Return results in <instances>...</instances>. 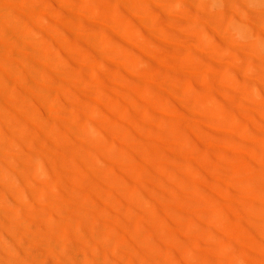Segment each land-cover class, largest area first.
Here are the masks:
<instances>
[{"label":"rangeland","instance_id":"obj_1","mask_svg":"<svg viewBox=\"0 0 264 264\" xmlns=\"http://www.w3.org/2000/svg\"><path fill=\"white\" fill-rule=\"evenodd\" d=\"M221 1L215 6L217 0H211L212 7L203 0H0V7L18 14L21 22L18 40L0 28L6 57L17 67L28 58L42 73L37 77L41 88L34 91L41 104L26 100L27 105L56 138L65 140L67 127L88 148L86 167L67 161L66 174L52 168L49 173L64 183L62 192L75 191L88 209L97 264H138L117 215L136 222L134 232L156 264H174L173 258L191 264L186 249L210 264H264V232L253 225L256 210L264 208V194L247 185L253 179L264 186V52L256 44L264 39V5ZM232 21L236 27L247 25L246 46L235 43ZM8 81L22 85L17 77ZM17 113L9 110L5 116ZM88 123L110 142L111 157L99 153L94 137L83 139ZM66 153L59 156L66 158ZM97 166L100 173L94 172ZM142 168L150 174L145 183L154 191L147 199L159 205L152 211L153 225L145 222L136 195L144 192V178L136 175ZM85 176L92 185L83 188ZM31 179L51 190L49 182L33 174ZM3 184L0 188H9ZM113 195L119 202L108 198ZM17 199V204H30L22 196ZM243 202L255 208L248 210ZM11 212L28 222L39 220L27 210ZM176 216L180 227L173 221ZM24 230L29 233V226ZM58 234L70 240L77 263L85 264V251L74 234L51 235ZM114 239L122 255L113 248ZM58 241L59 251L67 247ZM29 245L37 264H68L41 241ZM3 253L9 259L19 257L15 250Z\"/></svg>","mask_w":264,"mask_h":264},{"label":"bare ground","instance_id":"obj_2","mask_svg":"<svg viewBox=\"0 0 264 264\" xmlns=\"http://www.w3.org/2000/svg\"><path fill=\"white\" fill-rule=\"evenodd\" d=\"M203 1L205 3H211L210 6L213 7V5H215L214 3H216L215 6H217V3H219L221 0L219 2L217 0V2H214L213 4H212L213 1L211 2V0H203ZM251 3L252 5L260 4L259 7L261 5H264L263 0H255V4L253 3V1ZM241 12H244V10ZM241 12H240V15L243 14ZM244 14H247V13L244 12ZM244 16L246 15H243V16L241 15V17H244ZM244 18H247V17H244ZM234 21L230 23L232 26L236 22ZM236 23L238 24V22ZM20 24L21 22H20V17L18 14L13 13L9 15L7 14L6 11H4L0 7V28L3 32H8L9 36L12 39L18 40L19 38L22 37V33L18 28ZM231 25L230 27L233 28L232 31H234L235 35L237 36L235 43L238 45V47L246 46L243 40H246V38L244 37L250 34L248 31L247 25H245V23L242 26L240 23L241 27L240 26L232 27ZM226 36L228 35H225V37ZM228 38H230V36ZM252 38H255V37H252ZM3 41H0V181H2V184L4 182L6 185H8L9 188L7 189L0 188V264H37L35 259L32 257V254L30 252L31 249L29 245L31 242H34V241H41L47 247L48 246L51 247L53 249L54 255L55 254L60 255L63 259L66 260L68 264H78L77 263L78 253L74 250V247L71 246L70 240L65 235H61V234H58L56 236L51 235L53 233H59L60 231H67L71 235L74 234L76 241L82 246L83 250L85 251V255L87 257L85 264H97L95 259L98 258V255H97V252L95 251L96 250L95 247L92 245V241L94 240V237H96V235L94 234L93 229L91 228L86 218V216L88 217V214H89L88 209L84 206V204L79 202L78 195L75 194V191L66 190L62 192L63 188L65 187L64 183L61 181L59 182L54 181L51 178V174L49 173V169L52 168L53 171L56 173L66 174L65 164L67 163V161L74 162L75 164L77 163L80 164L79 168L82 169L87 162L85 161V159L88 156V150H87L88 148L85 145H81L78 139L72 136L73 134H71L69 128L67 127H65V132L67 133L66 139L61 140L59 139V136L58 138H56L53 134L54 132L48 127V124L43 119L35 116V113L32 111L34 110V107L32 108L31 106L27 105L26 100L30 102L34 101L35 103H38L39 96L37 95L39 94L36 95L34 91L41 88L40 87L41 85H39L38 83L37 77L39 74H42V73H39L36 66L31 61H29L28 58H25L19 64V67H17L14 63H12L6 57L7 54L5 53V47L3 45ZM27 41L29 40H26V42ZM229 41H230L229 43L232 42L231 40ZM233 43L234 42H232L231 44ZM256 44H257L258 49H262V51L260 50L258 51H260L261 55H263L262 52H264L263 51L264 50V39H258L256 41ZM13 50L16 53V50L15 49ZM27 53H30V52L27 51ZM18 59L19 58L15 60H18ZM46 62H44L45 65H47ZM48 64H51V63H48ZM91 73H93V71H91ZM8 77H17L22 82V85H21L22 87L17 84H11L8 81ZM67 79L68 78H66V80ZM20 81L18 83H20ZM257 95L258 94H256V96ZM42 99L48 100L49 102V99L46 98V95L45 96L42 95ZM51 99H54V98L51 97L50 100ZM48 102H46V104ZM38 104H41V103H38ZM41 106H44V104ZM42 108L44 109V107ZM57 108H59V106H57ZM56 109L53 108V110H56ZM194 109L195 108L193 107L192 110ZM9 110H18V113L14 114L13 115L14 117H8L7 115L5 116V114L8 113ZM130 110H135L133 105L130 106ZM166 116L170 117V115H166ZM56 117H60V116L57 115ZM23 118L26 119L28 122H30V124L25 123ZM62 119H64V116ZM113 128H115L114 124H113ZM93 129L94 128H93L92 123L85 124L82 129L83 139L91 140V138L94 137L93 140H94V143L97 145V148H98L97 150H99V153L102 156H105L107 158L111 157L113 154L114 148L110 146L111 145L110 142L106 139L105 135L100 130H98L99 129L98 127H95V130ZM77 131H74V132H77ZM49 140L54 141V143H52L53 146L51 150L48 149V145L50 142ZM139 145L143 149V150L141 149V151H144V145L143 144H139ZM61 151L67 152L66 158H62L59 156V153ZM26 158H29L30 160H32L33 163L30 164ZM198 165L200 164L198 163ZM88 166L90 167V165ZM88 169L90 170V168ZM94 172L100 173L101 172L100 167L98 166L95 167ZM32 174L35 175V177L38 178L39 180L42 179L44 181L49 182L52 186L51 190L48 191L44 189L41 185H37L36 183H34L31 179ZM136 175L137 176L140 175L141 178H144V181H143L144 192L137 191L136 193V195L138 196L141 202L140 204L141 208H139V210L143 211L142 214L145 217L144 218L145 222L153 225V223L156 222V219L153 216L154 213L152 211L158 210L159 205L157 202H153L151 200L148 201L147 199L148 194L149 195L154 194L153 189L148 184L145 183L146 180L148 181V179L150 178V174H148L146 169L144 170L142 168L139 170V173ZM82 183H83V186H82L83 188L84 186L89 187L92 185V182L88 176H85L83 178ZM247 185L249 186V188L254 189L258 192H262V194H264V186L260 187V185L258 184L256 180L251 179L247 183ZM74 186L75 185L73 184V187ZM188 191H192V190H188ZM192 192L195 193V191H192ZM114 194H117V192H114ZM51 195L54 197L53 200H50L48 198ZM21 196L23 199L29 201L30 204H22V203L17 204V201H18L17 198ZM34 198H35V201H34ZM108 198L113 199L116 202L118 201L114 195L113 197L108 196ZM242 204L248 210L249 208L250 209L255 208L253 203L243 202ZM64 207H67V208L69 207V209L71 210V213H67ZM9 208L16 209L17 213L19 212L24 213V211L26 210L30 211L32 216H35L39 220L37 223L36 222L32 223L31 221L30 222L26 221L24 218H22L19 215L16 216L17 218H14L12 215L11 209ZM143 208H145L146 210H143ZM256 213L258 216L255 217L254 219L255 222L253 223V225L257 226L261 231L264 232V208H262V210H259V209L256 210ZM115 217L118 220V222H120V228L123 229L124 232L126 233L125 239L131 244L133 248V252H134L133 258L135 262L138 264H146V259H148V264H156L155 260L151 258L150 249L147 246V244L141 241L139 236L134 232L133 226L136 222L131 219H124L120 215L119 216L117 215ZM173 219H174L173 221L176 222V225L178 227L182 226V222L178 216L173 217ZM25 226H29L30 228L29 233L25 232L24 230ZM101 227H102L101 228L102 230H106V227H107L106 223L101 221ZM164 228L168 230L170 229L168 224H166ZM164 228L161 227L160 229L164 230ZM102 236L105 237V239L108 242L110 241V237L106 236V233ZM55 237H56V241L54 239ZM18 238L20 239V241H16V242L12 241V239L16 240ZM58 240H63L67 247L59 251L58 242L60 241ZM116 240L118 239L112 240V245H114L113 248H115L117 252L121 254L122 247L120 246L119 241H116ZM252 242L256 246L259 245L254 240H252ZM5 249H8V250L11 249V251L12 250L17 251L19 253L18 255L19 257H17V259H9L3 253ZM186 252H187L186 254L189 255L191 258V262H190L191 264H210L209 261L202 260L198 256L194 255L190 249H186ZM172 263L182 264L180 260L177 258L176 260L173 258Z\"/></svg>","mask_w":264,"mask_h":264}]
</instances>
